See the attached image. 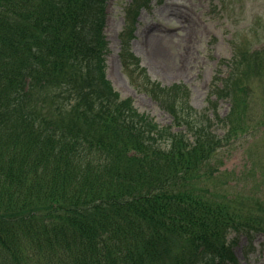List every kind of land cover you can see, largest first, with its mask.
<instances>
[{
	"label": "trees",
	"instance_id": "1",
	"mask_svg": "<svg viewBox=\"0 0 264 264\" xmlns=\"http://www.w3.org/2000/svg\"><path fill=\"white\" fill-rule=\"evenodd\" d=\"M106 3L0 0V264H237L236 236L264 235V200L221 188L212 158L250 131L264 49L235 46L196 109L123 37L131 81L171 117L160 125L105 76Z\"/></svg>",
	"mask_w": 264,
	"mask_h": 264
},
{
	"label": "rangeland",
	"instance_id": "2",
	"mask_svg": "<svg viewBox=\"0 0 264 264\" xmlns=\"http://www.w3.org/2000/svg\"><path fill=\"white\" fill-rule=\"evenodd\" d=\"M130 1L107 0L106 73L122 97H131L140 112L160 125L169 124L171 117L148 94L137 90L121 65L123 31L132 29L130 40L125 37L127 49L139 58L148 75L165 85L185 84L189 102L196 109L206 106L218 60L232 56L234 42L252 50L264 46V0H150L136 14L127 13ZM155 47L163 56L155 53ZM222 72L227 74L225 67ZM251 92L250 131L223 145L212 162L221 188L264 200V93L257 80H253ZM228 109V101L220 100V114ZM213 129L219 135L225 131L219 124ZM236 237L233 249L238 264H264L263 234L248 238L241 233Z\"/></svg>",
	"mask_w": 264,
	"mask_h": 264
},
{
	"label": "bare ground",
	"instance_id": "3",
	"mask_svg": "<svg viewBox=\"0 0 264 264\" xmlns=\"http://www.w3.org/2000/svg\"><path fill=\"white\" fill-rule=\"evenodd\" d=\"M157 47H158V45H157ZM157 47L154 48V51H155L156 54H157V52L159 51V49H158V51H157ZM157 55L160 56V57L163 56L162 53H161V54H157Z\"/></svg>",
	"mask_w": 264,
	"mask_h": 264
}]
</instances>
